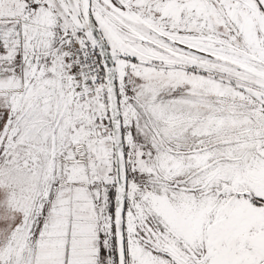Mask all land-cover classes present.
Here are the masks:
<instances>
[{"label":"snow or ice","instance_id":"obj_1","mask_svg":"<svg viewBox=\"0 0 264 264\" xmlns=\"http://www.w3.org/2000/svg\"><path fill=\"white\" fill-rule=\"evenodd\" d=\"M0 264H264V0H0Z\"/></svg>","mask_w":264,"mask_h":264}]
</instances>
